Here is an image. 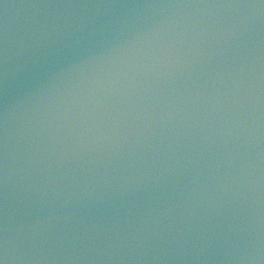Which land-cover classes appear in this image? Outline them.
Wrapping results in <instances>:
<instances>
[{"label": "water", "instance_id": "1", "mask_svg": "<svg viewBox=\"0 0 264 264\" xmlns=\"http://www.w3.org/2000/svg\"><path fill=\"white\" fill-rule=\"evenodd\" d=\"M0 264H264V0H0Z\"/></svg>", "mask_w": 264, "mask_h": 264}]
</instances>
